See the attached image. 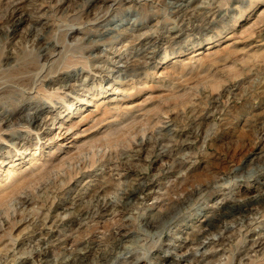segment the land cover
Instances as JSON below:
<instances>
[{
	"label": "rangeland",
	"instance_id": "rangeland-1",
	"mask_svg": "<svg viewBox=\"0 0 264 264\" xmlns=\"http://www.w3.org/2000/svg\"><path fill=\"white\" fill-rule=\"evenodd\" d=\"M263 131L264 0H0V264H264Z\"/></svg>",
	"mask_w": 264,
	"mask_h": 264
},
{
	"label": "bare ground",
	"instance_id": "bare-ground-1",
	"mask_svg": "<svg viewBox=\"0 0 264 264\" xmlns=\"http://www.w3.org/2000/svg\"><path fill=\"white\" fill-rule=\"evenodd\" d=\"M264 132V131H263ZM39 151V150H38ZM39 154V153H38ZM167 168V170H169V168L168 167H166ZM179 186V185H178ZM180 187V186H179ZM247 200H248V202H251V203H254V202H260V203H263L264 202V192H261V193H259L257 196H249L248 198H247ZM247 202V203H248ZM243 206L242 205H240V209L242 210L243 208H242ZM247 208V207H246ZM248 208H250V207H248ZM247 208V209H248ZM245 209V208H244ZM243 209V210H244ZM221 211H218V212H216V213H218V214H220L221 212H222V209H220ZM208 215H210V214H208ZM159 216V215H158ZM155 217H157V216H154L153 218H155ZM203 220V219H202ZM203 228L201 229V231H202V233H200L201 235H196L197 237H196V240L197 239H199V238H201V236H203L204 234H206L207 232H208V230L209 229H207L206 227H205V225H203L202 226ZM180 239H181V237H180ZM188 238H184L183 240H187ZM182 240V241H183ZM195 240V239H194ZM47 252L46 251H43V252H41L40 253V257L41 256H43L44 254H46ZM168 255H166L165 256V258L166 259H168L170 262H174L175 261V259L177 258V254H173V253H167ZM170 254V255H169ZM161 256V255H160ZM42 259V257L40 258V260ZM134 264H136V263H134Z\"/></svg>",
	"mask_w": 264,
	"mask_h": 264
}]
</instances>
